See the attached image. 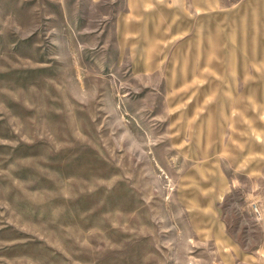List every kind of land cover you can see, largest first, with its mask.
Returning <instances> with one entry per match:
<instances>
[{"label":"rangeland","instance_id":"rangeland-1","mask_svg":"<svg viewBox=\"0 0 264 264\" xmlns=\"http://www.w3.org/2000/svg\"><path fill=\"white\" fill-rule=\"evenodd\" d=\"M0 264H264V0H0Z\"/></svg>","mask_w":264,"mask_h":264}]
</instances>
